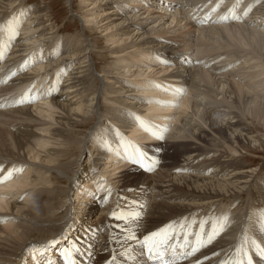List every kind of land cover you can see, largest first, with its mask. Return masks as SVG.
<instances>
[{"label": "bare ground", "instance_id": "obj_1", "mask_svg": "<svg viewBox=\"0 0 264 264\" xmlns=\"http://www.w3.org/2000/svg\"><path fill=\"white\" fill-rule=\"evenodd\" d=\"M73 1L65 2L81 29L61 36L47 6L0 0V46L7 51L0 62V176L16 169L0 183V211L8 209L15 223L0 235V264H47L49 258L66 264L61 252L73 243L79 249L72 255L75 264H112L113 257L115 264H160L123 237L132 232L142 240L162 229L171 239L182 234L189 244L188 257L184 249L169 248L166 261L245 260L237 252L243 247L253 264H262L253 241L264 248V222L251 209L264 206V178L258 181L230 146L212 148L207 138L215 131L223 140L222 130H228V144H255L246 128L237 131L228 120L241 113L264 127V0H77L89 1L78 11ZM103 2L112 7L104 10ZM166 2L180 9L172 13ZM151 7L160 14L155 23L148 17ZM102 20L106 23L98 26ZM89 25L103 27L106 43L129 49L119 53L115 47L113 58L104 57ZM69 50L74 52L66 55ZM99 58H105L103 64ZM145 61L163 62L168 73L155 74L167 73V83L147 79L143 68H127ZM22 97L26 102L17 103ZM155 106L169 111L178 106L179 115L189 117L177 115L178 126L163 127L165 117ZM124 130L141 144L158 143L142 151ZM141 132L143 138L133 136ZM137 149L146 154L143 164L131 158ZM82 151L89 157L83 166ZM99 158L112 159L122 170L101 187L88 188L97 178L91 172ZM149 167L155 171L146 175ZM18 195L21 201H9ZM241 197L239 222L232 215V228L215 231L209 243L214 228L201 234L203 218ZM113 211L127 219H116ZM127 249H136L139 257L121 260Z\"/></svg>", "mask_w": 264, "mask_h": 264}, {"label": "rangeland", "instance_id": "obj_2", "mask_svg": "<svg viewBox=\"0 0 264 264\" xmlns=\"http://www.w3.org/2000/svg\"><path fill=\"white\" fill-rule=\"evenodd\" d=\"M27 1H28L27 6L29 8L33 7L34 5L35 6L39 5L41 7L42 6H47L48 8H50V18H52L53 22L55 21V23H54V32L55 33H58L61 36L66 34V36H67V35L74 34V32H79V30L81 29V23L79 21H78V23L76 22L77 16H73L69 12V10L67 8V4L65 2L66 0H27ZM71 1H73V0H71ZM88 2L89 1H86V2L82 1L81 5H80L77 2V0H74L73 1L74 9L78 11V8L89 4ZM166 3L164 4V8L169 10L172 13L176 12L175 9H178V10L180 9V7L176 6L175 3H171V2L167 3V4ZM109 7H112V3L103 2V9L104 10H107ZM140 7H142V6H140ZM89 8H91L90 5H88V7H86V8L79 9V12L80 11H85V10H87ZM112 9H110V10H112ZM89 11H91V10H89ZM93 11L96 12L95 8H93ZM96 13L100 14V12H96ZM172 13H170V14H172ZM170 14H167V15H169L168 16V21H170L171 17H172V16H170ZM158 15H160V14H158L156 12V10H154L153 7H151L150 11H149V14H148V17H151V18L153 17V19H151V20H154L153 23H155L157 21L155 17H157ZM94 16H96V15H94ZM207 22L208 21L206 20L203 23H207ZM104 23H106V22L102 20L101 23L100 22L98 23V26H100L101 24H104ZM190 23H192V22L190 21ZM197 24L194 23V25L196 27H198ZM88 28H90L92 30V34L94 35L95 41L97 42L98 50L100 51V53L104 57L109 58V59L113 58L114 56L109 54V53L115 47H118L117 51L119 53H122V52L127 51L129 49L128 48L129 46H125L124 44L117 45L116 43L111 44V42L106 43L105 42V32L102 30L103 27L100 30H96V28L94 26L89 25ZM195 29L196 28H193V30H195ZM55 30H57V32ZM62 32H64V33H62ZM116 35H117V37L115 39L117 40V39H119L118 37H120V34L117 33ZM121 37H124V36H121ZM157 37L161 38L162 35H158ZM0 39H1V33H0ZM3 43H4V41L1 39L0 45L2 46ZM1 46H0V62L2 61L3 57L7 54V51L4 52V54H3V52H1ZM71 52L73 53L74 50H69L66 55H70ZM60 57H61V53H59L57 55L56 59H58ZM104 61H105V58H99L98 64H100V62L103 64ZM72 62H73L72 64H75L76 60L74 59V60H72ZM132 63L135 64V66H133ZM132 63L127 66V68H129L131 71H137V70L141 71L142 68H143V70H146V71H143V72L147 75V79H149V78H151V80H153L154 78L155 79H161V80H163L162 83H167V81H164V79H165L164 76H166V74L168 73V69L169 68H166V65H164L163 62H161V61L160 62H156V61L147 62V61H145L144 64L142 65L143 67L139 66L138 63H134V62H132ZM212 64H214V62H212ZM164 69L167 71L166 74L165 73H161V74H157V75L155 74V73H157L159 71H162ZM62 78L63 79H61V82L64 80V76ZM126 78L129 81H138V80L145 81L146 77L131 78V77L127 76ZM215 78L216 79H220L221 77H220V75H217ZM122 80L125 81V79L123 77H122ZM127 86L130 87L131 85H127ZM180 97H182V95ZM144 101H146V100H144ZM156 102H158V101H156ZM175 104H176V102H175ZM70 108L73 109V108H76V107H71L70 106ZM178 108L179 107L177 106V107H174L173 110L169 111L168 108H160L159 106H155V110H157L155 113H159L160 116L165 117V119L161 120V123H162L163 127H166V126L167 127L168 126L176 127V126H178V123H179L178 122V117H180V118L183 117L182 114H181V116L179 115L180 113H179V111H177ZM145 114H147V113H144L143 115H145ZM136 115H137V117H143L142 114H136ZM177 115H178V117H177ZM184 117H189V115L186 114ZM184 117H183V119H184ZM54 118L59 120L60 117L58 115H55ZM137 119H139V118H137ZM175 120H177V121L175 122ZM228 120L232 124L233 129H235L237 131H239L243 127L246 128L249 131L248 132L249 135L255 137L256 143L253 144V145L252 144L250 145L248 143H244V144L243 143H239L237 145H233L232 146V145L228 144V142H227V140L225 138L227 136V134H229V131L228 130L227 131L222 130L223 137H224L223 140L219 138V135L217 134V132L214 131V132L211 133L210 131H208L212 135V138H207V140L209 141V143L207 145H209L212 148H214L215 146H218V144H222V143H225L226 146H230L232 149H234L237 152V155L235 157L236 160L240 159L245 164H247V166H248L247 168L248 169H253V171L255 173L254 177L258 176L257 180L258 181H260V180L262 181V179L264 178V127L259 125L257 123V121L254 119V117L249 115V114L241 113V115L238 116V119H232V120L228 119ZM173 123H174V125H173ZM229 126L230 125L227 124L228 128H229ZM50 130L52 131L51 133L53 134L54 133V128L52 127V128H50ZM129 136H130V133H129L128 130H126L125 131V137L127 139H129L132 143H135V144L139 143L140 144V149L142 151H145L146 148H150L151 146L153 147V146L157 145V143H158L155 140H153L154 142L142 141V144H141L140 142L136 141V139L130 138ZM133 136L134 137L143 138L144 133L141 132V133L133 135ZM146 142H148L150 144H147ZM225 150H227V149L224 147V151ZM87 159H89L88 155H84V152L82 151V153H81V155L79 157L80 165L83 166L86 163ZM118 165H117V162L112 161V159L109 161L108 158L107 159L99 158V162L97 164V167L94 168V170H92V172H91V175L96 174L97 178L93 179L92 180L93 182L90 183L89 185H86V187L93 188V186H97V185H99V187H101L104 182H106L108 180H114L115 178H117L119 176V172H121V170H122V169L119 168ZM129 167H130V165L127 166V168H129ZM98 168L101 171L96 170ZM144 171H145V174L147 173L146 175H151L155 171V169H153L152 171H146V170H144ZM182 171L183 170H180V173H177V175L182 174L181 173ZM188 173H191V172L189 171ZM96 179H97L98 182H96ZM82 182H84V181H82ZM27 189L28 188H26V190ZM13 192H14V194H17L18 191L17 190H13ZM21 199H22V195H18L17 197L10 198L9 201H11V202L15 201V203H18L19 201H21ZM242 199H244V197L243 198L241 197L240 199H238L237 203H235L234 206L231 205V206L228 207L229 204L225 203V207L226 208L224 207L225 209L224 208L222 209V213H221L220 210H219L218 213L217 212L215 213L213 211L212 213H210V215H208V217L206 216L207 219H206V217H204L203 218V232L205 230H206L205 232H207L208 228L210 226H212L215 231L219 230L220 233L222 232L221 234H224V233L226 234L228 232L227 230L228 229L230 230V228H232V226H233L232 225L233 224V222H232L233 216H234V218L236 217V219H238V217L241 216V215H239V212H238L239 209H236V207H238V205L240 204V201H243ZM254 207L255 208L251 209V214H253V215H261V217L263 219V222H264V206H263V204L254 205ZM9 216L12 217V214L10 213V211L8 209L4 210V211H0V235L1 236H5V235L9 234L11 232V230L13 229V227H14L15 223L13 221H10L11 217L8 218ZM236 219L234 220V222L235 221L239 222V219L238 220H236ZM159 220L160 219H158L157 221H159ZM222 223H223V225H222ZM199 230H201V228H199ZM176 235H178V234H176ZM181 235L182 234H179V236H181ZM190 236H191V234L187 235V238H191ZM174 239H175V237H173L170 241H174ZM185 245L189 246V244H187V241H186ZM166 253H168V252H166ZM137 254H138V252H137L136 249H127L126 252L120 257V259L126 261L127 258H129L130 256L139 257ZM164 259L167 260V259H169V257L168 258H164ZM253 263H255V262L253 261ZM88 264H91V262H89ZM245 264H247L246 259H245Z\"/></svg>", "mask_w": 264, "mask_h": 264}, {"label": "snow or ice", "instance_id": "obj_3", "mask_svg": "<svg viewBox=\"0 0 264 264\" xmlns=\"http://www.w3.org/2000/svg\"><path fill=\"white\" fill-rule=\"evenodd\" d=\"M237 19L239 17H236ZM18 35V33H16ZM15 74V73H13ZM35 85H33L34 87ZM31 89H29V92ZM27 96V93L25 94ZM25 98H21L17 103H24ZM30 102V101H28ZM134 163H141L143 164L144 161L147 159L146 154L141 152L139 149L136 150L135 154L133 157ZM16 169L9 170L6 174L0 176V183H4L5 181L9 180L12 178L13 171ZM149 170H152L151 167H149ZM0 171H2V168H0ZM111 189H109V192ZM112 216H114L118 220H126L127 217L123 213H117L116 211H113L111 213ZM126 231L127 230H123ZM203 232V222L201 223V234ZM215 230H213V233L209 235L208 241L209 243L212 240V237L215 235ZM171 236L167 232V230H160L158 232H151L148 235H145L142 240H139L138 237L135 235V233L132 232H127V234L123 237L124 243H127L128 241H136L138 244L141 245L142 251L140 255H143L144 252L143 250L146 249L148 253L149 259H157L160 261V264H175L174 261H166L164 259V256L166 252L171 248L172 252L175 253V245L170 244ZM186 241V237H185ZM117 243H120V240L116 241ZM253 244L255 245L257 252L259 256L262 258V264H264V248L260 247V245L255 244V241H253ZM79 249L76 247V244L73 243L70 248H65L62 250L61 255L64 257L66 264H75V261L72 259L73 252H78ZM195 251V249L193 250ZM238 255L242 252L244 257L246 258L247 264H253V258L248 255L246 251H244L243 247L237 250ZM131 259H135V257H131ZM39 264V262H38ZM47 264H55V261H53L51 258L47 260ZM112 264H115V257H113ZM199 264V262H198ZM221 264H245V260L237 259L235 261H221Z\"/></svg>", "mask_w": 264, "mask_h": 264}]
</instances>
